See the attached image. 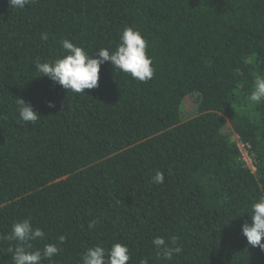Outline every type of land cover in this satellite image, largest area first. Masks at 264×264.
Here are the masks:
<instances>
[{"label": "trees", "instance_id": "obj_1", "mask_svg": "<svg viewBox=\"0 0 264 264\" xmlns=\"http://www.w3.org/2000/svg\"><path fill=\"white\" fill-rule=\"evenodd\" d=\"M0 264H264V0H0Z\"/></svg>", "mask_w": 264, "mask_h": 264}, {"label": "built area", "instance_id": "obj_2", "mask_svg": "<svg viewBox=\"0 0 264 264\" xmlns=\"http://www.w3.org/2000/svg\"><path fill=\"white\" fill-rule=\"evenodd\" d=\"M237 145H238L239 152L241 154L242 160L246 163V165L248 166V168L251 171H254L255 170V167L253 166L252 160L250 159L249 154H248L249 146L248 145H245V144H241V143H238ZM247 160H250L251 166H249Z\"/></svg>", "mask_w": 264, "mask_h": 264}, {"label": "rangeland", "instance_id": "obj_3", "mask_svg": "<svg viewBox=\"0 0 264 264\" xmlns=\"http://www.w3.org/2000/svg\"><path fill=\"white\" fill-rule=\"evenodd\" d=\"M193 105H194V98L191 96L187 97L185 99V101L183 102L184 110L188 111V116H187L188 118L194 115V113L192 111ZM228 128H229V126H227L224 131L226 132ZM247 162H248L249 166H251L250 160H247Z\"/></svg>", "mask_w": 264, "mask_h": 264}]
</instances>
